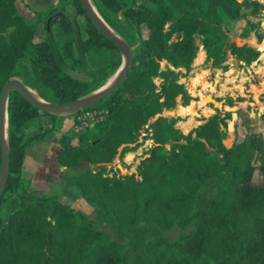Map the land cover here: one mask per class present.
Wrapping results in <instances>:
<instances>
[{
    "label": "trees",
    "instance_id": "trees-1",
    "mask_svg": "<svg viewBox=\"0 0 264 264\" xmlns=\"http://www.w3.org/2000/svg\"><path fill=\"white\" fill-rule=\"evenodd\" d=\"M66 1L83 16L86 37L72 34L55 44L49 37L34 39L35 22L16 12V0H0V93L6 80L18 76L23 61L31 84L42 88L40 97L48 94L57 104L82 97L119 67V51L92 24L79 0ZM90 2L132 47L122 81L70 115L104 114L91 126L66 130L56 141L60 193L70 201L81 199L93 209V218L61 202L58 194L33 193L21 178L26 145L54 129L58 116L10 90L0 264H264V108L252 116L248 106L234 110L229 146L223 143L229 111L216 109L186 133L176 127L178 116L162 114L176 99L181 105L191 99L180 80L199 47L210 69L226 70L229 57L244 65L257 60L259 50L237 44L229 34L263 41L257 18L264 0ZM36 17L46 23L53 17L72 33L61 9ZM67 69L82 70L91 80H78ZM258 100L264 103V95ZM224 104L232 106L233 100ZM38 115H48L51 126L27 135L24 124ZM146 139L150 144L132 170L120 172L110 165ZM96 223L113 230L115 239Z\"/></svg>",
    "mask_w": 264,
    "mask_h": 264
},
{
    "label": "crops",
    "instance_id": "crops-1",
    "mask_svg": "<svg viewBox=\"0 0 264 264\" xmlns=\"http://www.w3.org/2000/svg\"><path fill=\"white\" fill-rule=\"evenodd\" d=\"M142 1L143 0H137L138 3H141ZM52 8L58 10L61 9L62 13L64 12L65 15L68 17L69 22L72 25L71 34L65 33L61 28L60 24L56 22L54 19H52L53 17L48 21V23H46L45 18L37 19L36 13H46L50 11ZM16 12L19 15H21L24 19L29 20L31 22H35L33 36L36 41H42L44 39H47V37H49L52 39V41L55 44H60L72 39V34L75 35L78 39H84L86 37V32L84 29V18L81 14H78L76 12L74 5L69 1L16 0ZM116 34L120 36L118 33ZM74 55H77L76 50H74ZM81 57H82V61L86 66L92 65L87 55L81 54ZM227 64L228 66L226 70L210 69L209 67H207V63L204 62L203 50L201 49V47L197 49L196 55L192 61L191 70L187 73L186 76H184L180 80L183 83L186 92L191 97V99L188 101L186 105H181L179 100L176 99V103L173 108L169 110H164L162 112V114L164 115H173V116H178L180 118V120L176 122V127L179 128L182 133H186L191 128L195 127L204 118L212 114L217 109L219 111H229L230 113V119L228 120L227 123L230 124L231 132H227V135L231 140V138L233 137L232 126H233V121L235 119L234 110L237 107H241L242 102L246 103L245 107L249 105L254 106L256 102L259 105L258 108L259 107L260 109L264 108V103L262 101H259L258 99L247 100L239 96L242 98V100L237 101L234 98H232V96H230L233 94V92L242 94L243 89H245V91H251V89H255V85H254L255 82L253 83L248 79H246L245 73L243 72V69L246 65H244L242 62H237L236 60L230 57L227 61ZM67 72L78 80L85 82H89L91 80V78L82 70L67 69ZM113 78H114V74L108 77V79H106V81L103 84L109 83ZM13 79L18 80L25 87V89L28 90L31 93V95H33L35 98H38V100L42 99L40 97L42 92L41 86L33 85L30 82V74H29L28 64L26 61L22 62L18 76L13 77ZM261 81L263 83L264 79H262ZM204 84L206 85L205 88H207L206 91L203 90L202 88ZM221 92L229 95L228 98H231L233 100L232 106H227L224 104V101L222 99L218 100V98H216L219 97V94ZM207 93L211 94L213 99L212 103L203 102L202 96H204ZM43 99L47 102L53 103L51 101V97L48 94L43 95ZM236 104H238L239 106H236ZM248 112L249 115L253 113L251 108H249ZM52 121L53 120L48 115H38L32 119H29L24 124L25 133L27 135H30L37 133L42 129L49 128L52 124ZM53 123L57 130L58 126L61 124L60 118L56 117ZM44 137L45 134L40 140L30 141L26 145L24 150L21 175L22 174L25 175L27 177L26 182L28 180L30 184L33 180L48 179V174H43L42 176H40L39 174H37L36 171L38 168V164L40 162V154H39L40 152L38 150L42 148L45 149L44 145L42 146L40 145V143L44 142L45 140ZM57 138L58 135H56V141ZM148 145L146 144V146ZM139 147H137L135 151L126 153L123 158L125 159L128 156H133L134 154H138L142 152V150H144L145 148V146L143 147V145L140 148ZM57 149H58V145L56 142V150ZM31 154L34 155L32 159H30ZM56 165H57L56 180H59L61 182L62 169L58 164ZM28 166H30L31 168L30 170L28 169Z\"/></svg>",
    "mask_w": 264,
    "mask_h": 264
},
{
    "label": "rangeland",
    "instance_id": "rangeland-1",
    "mask_svg": "<svg viewBox=\"0 0 264 264\" xmlns=\"http://www.w3.org/2000/svg\"><path fill=\"white\" fill-rule=\"evenodd\" d=\"M262 10H264V8ZM262 10L259 13V16L257 18L258 22H259V26H260L261 22H264V14H263ZM237 25L238 26L242 25V21H240ZM108 26L111 27L113 31L118 33L112 26H110V25H108ZM229 37L234 42H236L237 44H241L242 42H246L248 45L256 48L260 52V55L258 56V58L260 59V61L258 62L259 73H257V75H255V77L253 79V83L255 82L254 83L255 89H251V91H245V89H243L242 94H238L237 92H233V94L230 95V96H232V98H234V99L236 98V96H238V97L241 96L242 98L247 99V100L248 99L257 100L259 95H264V81H263V83L261 81L262 79H264V50H263L264 49V40L262 42H260V43H256L255 39H254V37L252 35H250V37L248 39L244 40V39H241L238 36H236L235 33L234 34H229ZM131 48L132 47H130V49ZM115 71L113 72V74L115 73ZM110 76H112V74L109 75L108 77H110ZM108 77L106 79H108ZM106 79L103 80L99 84V86L102 85L106 81ZM99 86H97L96 88H98ZM205 87H206V85L204 84L202 86V88H203V90L206 91L207 88H205ZM96 88H94V89H96ZM94 89H92V90H94ZM250 95H251V98L253 96L252 99L250 98ZM228 96L229 95L221 92L219 94V97H216V98H218V100L222 99L223 101H225L228 98ZM205 101L206 100H203V102H205ZM241 105L240 106L242 108H244L246 103L242 102ZM236 106H239V105L236 104ZM249 106L248 107L252 109V112H253L252 114L253 115L257 114L258 112L263 110L262 108L260 109V107L258 108L259 105L256 102H255L254 106H252V105H249ZM72 113H74V112H72ZM72 113H68V112L56 113L57 116L61 120V124L58 126L57 130H56V127H55L51 131L45 133V137H44L45 140H44V142L40 143L41 146L42 145L45 146V149L42 148V149L38 150L40 152L39 153L40 154V162L38 164V168H37L36 171H37V174H39L40 176H42L43 174H48V179H46V180L45 179H43V180L42 179L33 180L31 182V184L27 180V185L29 186V189L35 194H58L59 195V200L61 202L69 204L73 209L82 212L87 218H93V209L91 207H89L88 205H86L81 199H76L74 201H70L67 196L62 195L60 193V191H61V182L59 180H56V166H57L56 165L57 163L55 161L56 135H58V137H59V135L61 133L65 132L66 130H68L70 128H72V130L75 131V130H80L81 128H83L85 126V124L80 123L81 121L77 118V116H79V115L77 114L73 118L70 115ZM252 114L250 116H252ZM89 121H90L89 118L84 119V122H86V124ZM230 130H231L230 129V124L227 123V125H226V137L223 140V143H224L225 146H229V144H230V142L232 140V138L230 140L229 136L227 135V132H231ZM263 133H264V130H263ZM232 135H233V131H232ZM146 144L147 145L150 144V140L149 139H146V140L143 141V143H142L143 147L145 146V148H146L147 147ZM142 145H140V147ZM142 152H143V150H142ZM142 152H140L138 154H134L133 156H128L125 159L122 158V160H119L118 157L115 156L113 158V160L110 162V165L117 167L120 172H124L125 170H128V171L132 170L134 168L135 164L138 162ZM33 156L34 155L31 154L30 155V159H32ZM28 169L29 170L31 169L30 166H28ZM20 176H21V178L23 180L26 181L27 177L25 175H23V174L21 175V172H20ZM255 178H257V175H255L254 179ZM95 227L100 229L104 233L108 234L111 239H115L113 230H111L110 228L105 226L103 223H96ZM173 233H175V230L172 231V234Z\"/></svg>",
    "mask_w": 264,
    "mask_h": 264
},
{
    "label": "water",
    "instance_id": "water-1",
    "mask_svg": "<svg viewBox=\"0 0 264 264\" xmlns=\"http://www.w3.org/2000/svg\"><path fill=\"white\" fill-rule=\"evenodd\" d=\"M89 0H79L81 8L83 9L85 15L89 18L92 24L98 29V31L105 36L112 44L117 48L121 57V63L114 73V78L106 84L88 92L80 98L75 99L72 102L66 104H57L50 103L47 101L36 100L25 89V87L18 81L13 78L6 80L2 86L0 93V124L3 114H6V97L10 90L17 91L20 93L33 107L45 113H61V112H77L84 108L89 107L95 102L102 99L105 95L111 92L124 78L126 69L131 61V49L128 44L115 32H110L102 26L97 16L93 12ZM49 18L47 19V23ZM202 100H206L205 103H212L213 99L210 93L202 96ZM6 121V116H5ZM6 128V122H5ZM0 154H1V166H0V196L4 189V184L6 181L7 171H8V148L6 140V130H5V139L2 136L0 128Z\"/></svg>",
    "mask_w": 264,
    "mask_h": 264
},
{
    "label": "built area",
    "instance_id": "built-area-1",
    "mask_svg": "<svg viewBox=\"0 0 264 264\" xmlns=\"http://www.w3.org/2000/svg\"><path fill=\"white\" fill-rule=\"evenodd\" d=\"M263 14H264V10H262ZM260 28L262 31H264V22L260 23ZM262 42V41H261ZM260 61L259 58H257V60H254L252 62H250L248 65H246L243 69V72L245 73V77L246 79H248L249 81L253 82V79L255 77V75H257V73H259V65L258 62ZM104 114L103 110H85L83 112H80L77 116V118L81 121L80 123L85 124V127L87 126H91L92 123L96 120H98L101 115ZM89 118V122L86 124V122H84V119ZM81 128V129H83ZM80 129V130H81ZM79 131V130H75Z\"/></svg>",
    "mask_w": 264,
    "mask_h": 264
},
{
    "label": "bare ground",
    "instance_id": "bare-ground-1",
    "mask_svg": "<svg viewBox=\"0 0 264 264\" xmlns=\"http://www.w3.org/2000/svg\"><path fill=\"white\" fill-rule=\"evenodd\" d=\"M90 4V7L92 8L93 12L95 13V15L97 16L98 20L100 21V23L102 24V26H104V28H106V30L110 31V32H114L109 26L108 24L103 20V18L99 15V13L97 12V10L95 9V7L93 6V4L90 2V0L88 1ZM264 50V49H263ZM28 91V90H27ZM28 93L30 94V96H32L34 99L35 98L33 95H31V93L28 91ZM41 100V99H40ZM5 116L6 114H3L2 119H1V124H0V128H1V132H2V136L5 139Z\"/></svg>",
    "mask_w": 264,
    "mask_h": 264
}]
</instances>
